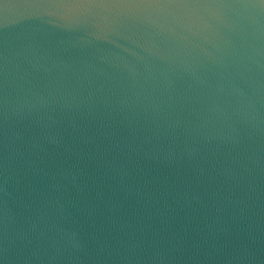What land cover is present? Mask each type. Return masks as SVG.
<instances>
[{
    "label": "water",
    "instance_id": "95a60500",
    "mask_svg": "<svg viewBox=\"0 0 264 264\" xmlns=\"http://www.w3.org/2000/svg\"><path fill=\"white\" fill-rule=\"evenodd\" d=\"M0 264H264V3L0 0Z\"/></svg>",
    "mask_w": 264,
    "mask_h": 264
},
{
    "label": "snow or ice",
    "instance_id": "6c2138e0",
    "mask_svg": "<svg viewBox=\"0 0 264 264\" xmlns=\"http://www.w3.org/2000/svg\"><path fill=\"white\" fill-rule=\"evenodd\" d=\"M161 2H165V0H161ZM167 2L180 3V2H183V0H167ZM261 3H264V0H261Z\"/></svg>",
    "mask_w": 264,
    "mask_h": 264
}]
</instances>
